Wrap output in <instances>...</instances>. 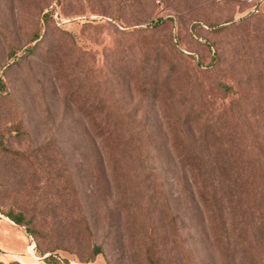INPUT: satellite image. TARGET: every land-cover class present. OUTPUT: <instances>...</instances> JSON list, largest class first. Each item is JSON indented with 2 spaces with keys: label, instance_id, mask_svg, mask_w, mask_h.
Wrapping results in <instances>:
<instances>
[{
  "label": "rangeland",
  "instance_id": "rangeland-1",
  "mask_svg": "<svg viewBox=\"0 0 264 264\" xmlns=\"http://www.w3.org/2000/svg\"><path fill=\"white\" fill-rule=\"evenodd\" d=\"M0 78V264H264V0H0ZM225 145L211 206L185 150Z\"/></svg>",
  "mask_w": 264,
  "mask_h": 264
},
{
  "label": "trees",
  "instance_id": "trees-1",
  "mask_svg": "<svg viewBox=\"0 0 264 264\" xmlns=\"http://www.w3.org/2000/svg\"><path fill=\"white\" fill-rule=\"evenodd\" d=\"M53 18V11L46 12L42 18L45 26L46 24L48 25L51 21H53ZM154 25L159 26L160 21H157ZM41 32V29L36 31L34 37L32 38V42L40 40L42 36ZM224 88L227 91L232 90L226 86ZM5 89L6 83L3 78H0V92L4 91ZM214 127L217 128L215 124ZM216 133L217 131H214L211 136L216 135ZM206 135H204V139L208 138ZM227 147L228 145L223 146L221 149L217 148L215 157L213 159H211V157L206 154V148H192L185 150L188 156L191 158L196 157L199 159L200 157L205 156L206 159H208L206 162L200 163L191 161V163H188L187 166L184 167L188 168L189 171L193 173L195 177V183L201 196L204 198L207 204L211 206L217 205L216 197L219 193H223L224 195L232 197H237L243 192L246 193L245 181L249 178V170L251 168L254 169L253 165L246 166V164L238 163L240 158L243 156L241 152L233 146L231 147L235 149L234 151ZM204 191L206 195L204 194ZM2 215L9 218L19 227H28L29 221H27L25 214L22 212H9ZM97 254H99V252ZM45 260L46 262L48 261V263L55 261V259L51 256L47 257Z\"/></svg>",
  "mask_w": 264,
  "mask_h": 264
},
{
  "label": "crops",
  "instance_id": "crops-1",
  "mask_svg": "<svg viewBox=\"0 0 264 264\" xmlns=\"http://www.w3.org/2000/svg\"><path fill=\"white\" fill-rule=\"evenodd\" d=\"M13 226H12V225ZM15 223L12 222L9 218L5 217L4 215H2L0 213V234L3 235V240H0V248L5 246L8 249H12L11 251L13 253H19L20 251L23 250V246L17 248H11L10 244L14 242V235H16L17 233H15ZM25 241V239H24ZM21 262H23L22 259H20ZM24 263V262H23ZM37 264V263H36Z\"/></svg>",
  "mask_w": 264,
  "mask_h": 264
},
{
  "label": "built area",
  "instance_id": "built-area-1",
  "mask_svg": "<svg viewBox=\"0 0 264 264\" xmlns=\"http://www.w3.org/2000/svg\"><path fill=\"white\" fill-rule=\"evenodd\" d=\"M258 11V10H257ZM31 239V243L29 244V246L27 247V251L30 255H33L34 254V251L36 249V243L34 241V239L32 237H30ZM53 257L55 259V261H53L52 263H49V264H72V263H66L61 257H58V256H52L51 254H46L44 255L42 258H39V261H42V263H45L46 262V258L47 257ZM21 262V261H20ZM22 264H24L22 262Z\"/></svg>",
  "mask_w": 264,
  "mask_h": 264
}]
</instances>
